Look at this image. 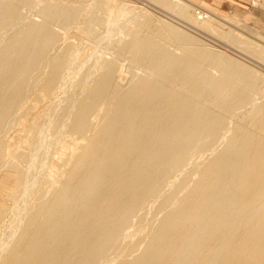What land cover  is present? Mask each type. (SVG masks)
<instances>
[{"label": "bare ground", "instance_id": "6f19581e", "mask_svg": "<svg viewBox=\"0 0 264 264\" xmlns=\"http://www.w3.org/2000/svg\"><path fill=\"white\" fill-rule=\"evenodd\" d=\"M156 1L240 38L213 13ZM87 2L0 0V174L16 173L10 206H0V264H264V76L148 12L142 31L118 33L112 46L132 69L128 84L113 55L97 71L83 69L94 64L85 56L83 71L74 40L60 44L54 25L96 40L110 0ZM253 55L264 60V44ZM57 90L65 95L50 128L42 105ZM45 130L57 146L51 162L45 144L38 153Z\"/></svg>", "mask_w": 264, "mask_h": 264}, {"label": "rangeland", "instance_id": "374dc122", "mask_svg": "<svg viewBox=\"0 0 264 264\" xmlns=\"http://www.w3.org/2000/svg\"><path fill=\"white\" fill-rule=\"evenodd\" d=\"M39 2L40 0H35V5L37 6V8H38V5H37V2ZM42 1V0H41ZM55 1H57V0H55ZM89 1H90V3H91V0H88V2L87 3H89ZM92 1H94V0H92ZM156 0H110V3H108L107 5H105L106 6V10H102V11H100V14H101V12H103V11H106V12H103V13H105V14H103V16H105V18H103V16L102 15H100L99 14V16L101 17L102 16V18L103 19H105L104 20V23L103 24H106L110 29H107V28H105L106 27V25H105V27H101V26H97L96 27V31H97V29L99 30V32L98 33H96V35L98 36L97 37V39H98V41H97V39L96 40H89V39H87L82 33H77L76 31H75V29H74V31L72 30V29H69V30H64V29H61L60 27H58V26H55L54 25V27H55V29H59L58 31L61 33V37H60V39L62 40V38H63V40L61 41H59V43L61 44H63V45H65L68 41H67V39L68 40H70V39H72V40H74V41H69L68 43H72V45L74 46V52L75 51H77L78 49L80 50V52H79V50L77 51V52H79L78 54H77V52H75L76 53V55H77V59H76V64L75 65H78L77 67L79 68V69H81V67H83L84 65L83 64H80L79 65V63H81V61H83V63H84V60H83V58L85 57V56H87V57H85L84 59L85 60H87L86 58H88V55L90 56V54H93V56L91 55V60H90V58L87 60V62H85V63H89V61H90V63L92 64V62L94 63V62H97L96 63V65H95V63L94 64H92L91 66H90V64L87 66V68H86V66H84L85 68H83V69H88V68H92L93 70H96L97 71V64L100 62V60H108V56H110V55H113V54H115V50H116V48L114 47V46H116V40H119V37L120 38H123L124 36H125V34L127 35L128 33H132V31H135L136 29L138 30V27H139V30L138 31H140L141 29L143 30V28L141 27V25H138V24H140L139 22V20H141V18L143 19V21L145 20V18H146V12H148L149 14H147V17H154V19L153 18H150V20H151V22L154 20L155 21V23H160V24H162L161 22H163V23H167V22H169L168 23V25H171V26H173V27H175V28H177V29H179L181 32H185V34L187 35V34H189L192 38H194L195 40H197L198 42L200 41V43L201 44H203L204 46H206V47H209V49H212V50H215V51H217V52H220V53H222V54H224V55H226L227 57H232L233 59H238V61L240 62V63H243V65L245 64V66L246 67H248V68H250V69H252V70H254L255 71V73L256 72H258L259 73V75L261 76V77H263L264 76V60H261V59H257V57L255 56V55H253V51H254V49H256V51H257V49L259 50L260 49V45H262L263 46V42H264V0H183L185 3H187V4H189L190 6H192V12L193 13H195V15L197 16V17H200L201 15H203V12H204V10H206L207 12H210V13H213V14H215V15H217L218 17H221V18H223L224 20H221V21H213V23H214V25L218 28V29H221V30H223V31H227L228 29H231V30H233L235 33H240L239 35H240V38L239 39H241L242 37V39H241V42L239 41V39L238 38H236L234 41H232V42H229L228 40V42L226 41V40H224V38L222 39V38H220L219 37V35H217V34H213V32L211 33L210 32V30H208V29H206V28H204V27H202V26H199V25H195V24H193V23H191V22H189L188 20H186V19H184L182 16L180 17V15H179V13H176V11H170V9H168V8H165V7H163L162 5H160L157 1L155 2ZM62 2H65V1H62ZM90 3L89 4H87V7H86V10H91V9H89V8H91L89 5H90ZM93 3V2H92ZM91 3V4H92ZM122 3V4H121ZM123 3H124V5H123ZM34 5V6H35ZM120 5V6H119ZM123 5V6H122ZM35 6V7H36ZM85 6H86V4H85ZM109 7V9H111L112 8V11L110 10V12H112L113 14L112 15H110L112 18H113V15H114V18L116 17V20H113L112 19V21H115L114 23L115 24H117L116 22H118L119 20H120V22H121V19H122V21H126V23L125 24H127V23H129V24H127V25H125L124 24V22H122L124 25H125V28L127 29L128 27H126V26H129V27H131V26H133V28L131 27V28H128L127 29V31H125V32H123L122 33V31H124V30H122L123 28L121 27V26H124L123 24H121V26L119 25V23H118V25L117 26H119L120 28L118 29L119 31H117V26H115V24L112 22V21H110V18H108V17H110L109 16V14H111L110 12H109V9H108V7ZM120 8H119V7ZM34 7V8H35ZM39 7H40V5H39ZM34 8L32 7V8H29V9H33L34 10ZM37 8L35 9V11H33V10H29L28 8H23V10H21L22 11V13H24L25 14V16L26 17H28V16H30V17H32V19H36V17L35 16H37V18H38V20L40 19V17L37 15V13H38V11H37ZM125 8V9H124ZM122 9H123V11H125V12H122ZM126 9H128V10H130V11H127ZM25 10V11H24ZM121 10V11H120ZM134 10L136 11V12H134ZM138 10V11H137ZM36 11H37V13H36ZM118 11V12H117ZM142 11H143V13H142ZM196 11V12H195ZM26 12L28 13V16L26 15ZM29 12H32L31 14L33 15V16H31V14L29 13ZM89 12V11H88ZM108 12H109V14H108ZM122 12V13H121ZM130 14V12L131 13H133L132 15H133V17H134V14H135V18H136V20L137 21H135V22H133L134 20H135V18H133L132 19V21H131V17L129 16V14ZM116 13V14H115ZM117 13H119L118 14V16H119V18L117 17ZM123 13L125 14V13H127V14H125V15H123ZM145 13V14H144ZM199 13V14H198ZM30 14V15H29ZM95 14H97L98 15V12L96 13L95 12ZM120 14H122L123 15V17H122V15L120 16ZM141 14H143V16L141 15ZM116 15V16H115ZM131 15V16H132ZM136 15L138 16V18L136 17ZM204 15H206V14H204ZM130 18V22H129V18ZM139 16H140V19H139ZM208 16V15H207ZM34 17V18H33ZM109 19V20H107V18ZM127 17V19H125ZM153 19V20H152ZM199 19V18H198ZM166 20V21H165ZM201 20V19H200ZM108 21H110V25H109V22ZM142 20H141V22H143ZM106 22V23H105ZM234 22H237V24L236 23H234ZM114 24V26H112L113 24ZM135 23H137V24H135ZM154 23V22H153ZM165 23V24H166ZM135 25V26H134ZM113 27V28H112ZM134 27H136V28H134ZM229 27V28H228ZM122 28V29H121ZM141 28V29H140ZM204 28V29H203ZM228 28V29H227ZM121 29V30H120ZM130 29V30H129ZM132 29H134V30H132ZM108 30V31H107ZM116 30V31H115ZM136 30V31H137ZM141 30V31H142ZM237 30V31H236ZM64 32V34L62 33V32ZM129 31V32H128ZM121 32V33H120ZM246 32V33H245ZM65 33H67V36H65V37H62V35L64 36V35H66ZM118 33H119V35H118ZM125 33V34H124ZM258 33V34H257ZM102 34V35H101ZM118 35V37H116L117 35ZM124 34V35H123ZM99 35H101V36H99ZM122 35H123V37H122ZM217 35V36H216ZM128 36H129V34H128ZM128 36H126L125 38H127ZM242 36V37H241ZM65 38H66V41L67 42H65ZM103 38V39H102ZM111 38V39H110ZM117 38V39H116ZM245 38V39H244ZM249 38V39H248ZM124 39V38H123ZM248 39V42H246V40ZM251 39V40H250ZM100 40H102V43H100L99 41ZM121 40V39H120ZM125 40V39H124ZM123 40V41H124ZM238 40V41H237ZM87 41V42H86ZM110 41V42H109ZM114 41V43H112ZM116 41V42H115ZM163 41V40H162ZM237 41V42H236ZM64 42H65V44H64ZM97 42H99V43H97ZM121 42V41H120ZM254 42V43H253ZM260 42V43H259ZM80 43V44H79ZM163 44H165L164 43V41L162 42ZM234 43H236V44H234ZM98 44V45H97ZM110 44H113V45H111L110 47H109V45ZM117 44H119V41L117 42ZM167 45H169L168 46V48L170 49V50H172V48H176V46H174V45H171V44H169V43H166ZM234 44V45H233ZM260 44V45H259ZM166 45V46H167ZM246 45V46H245ZM250 45H252V47H249ZM258 45V46H257ZM102 46V47H101ZM112 46L114 47L113 49H115V50H112ZM254 46H255V48H254ZM78 47V48H77ZM94 47H96V48H94ZM103 47H105L106 48V50H105V48H103ZM93 48H94V50H93ZM111 48V49H110ZM248 48V49H247ZM250 48V49H249ZM251 48H254V49H252L251 50ZM95 49H96V52H95ZM100 50V51H99ZM176 50V52L177 53H179L180 52V50L177 48V49H175ZM178 50V51H177ZM106 51V52H105ZM112 51V52H111ZM114 51V52H113ZM173 51V50H172ZM94 52V53H93ZM98 52V53H97ZM101 52H103L102 54H101ZM112 54H111V53ZM175 52V51H174ZM88 53V54H87ZM97 53V54H96ZM101 55H100V54ZM110 53V54H109ZM103 54H105L106 55V57H107V59L105 58V55H103ZM109 54V55H108ZM95 55V56H94ZM96 55H98L97 56V58L99 57V55H100V57H99V59H97V60H99V61H97V60H94V61H92V59H94V57H95V59H96ZM80 56H82V57H80ZM103 58H102V57ZM114 56V55H113ZM113 56H110L111 58H113ZM256 57V58H255ZM82 58V59H81ZM102 58V59H101ZM80 59V60H79ZM113 59H116L115 60V63H117L118 61H120V62H122V63H120L121 65L119 66L118 64H116L117 65V67L119 68L118 69V71H117V74H116V76H117V81H118V83H120V82H122V83H125V84H121V85H126V84H128L127 82H129L128 80H130L129 79V77L131 78V77H133L132 75L130 76V74L131 73H133L132 71H130V70H132V69H130L131 67H129L128 65L129 64H127V62L128 61H123L124 59H119V58H116V56H114V58ZM113 59H111V60H113ZM117 59H118V61H117ZM109 60H110V58H109ZM126 63V64H125ZM74 65V66H75ZM83 65V66H82ZM93 65H95L96 67V69L94 68V67H92ZM126 65L128 66L127 68L128 69H130L129 71L131 72H129L128 70H126L127 68H126ZM76 66L74 67V69L76 70V68H77ZM83 69H81V70H83ZM91 69V70H92ZM89 70V69H88ZM91 70H89V71H91ZM92 70V71H93ZM84 71V70H83ZM95 71V72H96ZM126 71H128V72H126ZM73 72H74V70H73ZM215 72V71H214ZM121 73V74H120ZM130 73V74H129ZM119 78V79H118ZM264 78V77H263ZM132 79V78H131ZM127 80V81H126ZM58 91V92H57ZM56 91V93H55V95L56 96H54V98L55 97H57V98H53L54 100L52 101V102H49L48 103V105H46L47 104V102L45 103V104H43L42 105V107H43V109H44V111H40L41 112V114L43 115L44 113H46L47 114V116H45V119L47 120L48 118H49V116L51 115V111H52V113L54 112V111H56V110H59L58 108V106L59 105H61V103L59 104V102H61V101H63L64 100V98H62V97H64V96H62V95H65L64 93H62L63 91H59V90H57ZM60 93H62L61 95H59ZM62 96V97H61ZM258 97V96H257ZM63 99V100H61V99ZM262 98V99H261ZM263 97H260V98H258V100L260 101V102H262L263 101ZM59 100V101H58ZM61 100V101H60ZM258 100L256 101V103L258 102ZM55 101V102H54ZM56 101H57V103H56ZM54 103V104H53ZM56 103V104H55ZM259 103V102H258ZM58 105V106H57ZM52 106H53V108H55V109H53L52 108ZM57 106V107H56ZM45 107H46V109H45ZM49 107H51V108H49ZM249 107V106H248ZM51 109V110H49V109ZM48 109V111L47 112H45L46 110ZM39 112V113H40ZM50 114H49V113ZM46 117H48V118H46ZM50 118L47 120L48 121V123H49V125H48V123L46 124L47 126H50V128L52 127L51 125L53 124L54 125V122H53V119L51 120L53 123L51 124L50 123ZM47 121H45V123L47 122ZM45 125V126H46ZM55 127V126H54ZM49 128V127H48ZM45 134H47V132H46V130H45V132H44V137L45 136H47V138L45 139L44 137H43V140L41 141V147L39 146V150H38V153L41 151L43 154H45L46 155V158H47V160H50V162H51V160H55L56 158H57V156H56V151H57V146L56 145H54V146H52V145H49V144H51V142H50V138L49 137H51L50 136V134H49V137H48V134L47 135H45ZM16 136V135H15ZM15 136H14V138H15ZM13 138V139H14ZM12 139V140H13ZM66 139V137H64V140ZM11 140V141H12ZM45 140V141H44ZM49 140V141H48ZM64 140H62V141H64ZM68 139H66L65 141H67ZM44 141V142H43ZM222 142V141H221ZM221 142H218V144H216L217 146H220V148H222L221 147V145L222 144H220ZM47 143H48V145H47ZM46 145L47 146V148H46V146H43V147H45L46 149H47V152H45V150H44V148H42V145ZM220 144V145H219ZM49 146V147H48ZM53 147V149H52V147ZM223 146V145H222ZM50 147H51V149H50ZM42 148V149H41ZM219 148V147H218ZM219 148V149H220ZM41 149V150H40ZM56 149V150H55ZM49 150H50V155L48 154V152H49ZM44 151V152H43ZM41 153V154H42ZM47 154L49 155V157H50V159H49V157H47ZM53 154L55 155V156H53ZM52 157H54V158H52ZM56 157V158H55ZM206 157V155H204V157H202L201 159L203 160L204 158ZM192 161V160H191ZM25 163V161H23L22 162V166L24 165V167L27 165V162H26V164H24ZM15 179H16V173H15V171L13 170V171H3L1 174H0V206H2V207H9L10 206V199L8 198V193L13 189V187H14V185H15ZM46 187L48 186V184H46L45 185ZM154 210V209H153ZM153 210L151 211V214L149 213V214H147V217L155 224V222L157 221V219L159 218V216H160V214L159 213H156L157 215H159V216H157V215H155L154 214V212H153ZM153 212V213H152ZM155 216V217H154ZM156 216H157V218H156ZM153 217V218H152ZM154 218H155V220H154ZM7 222H5V224H6ZM4 227V226H3ZM3 227L1 228V230H3ZM5 229V228H4ZM1 230H0V232H1Z\"/></svg>", "mask_w": 264, "mask_h": 264}]
</instances>
